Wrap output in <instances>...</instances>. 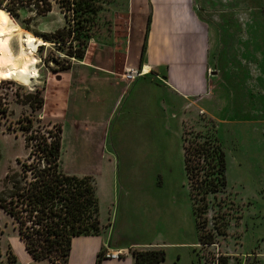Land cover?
Wrapping results in <instances>:
<instances>
[{"label": "rangeland", "instance_id": "1", "mask_svg": "<svg viewBox=\"0 0 264 264\" xmlns=\"http://www.w3.org/2000/svg\"><path fill=\"white\" fill-rule=\"evenodd\" d=\"M9 4V0H0L3 7ZM191 4L210 35L208 59L215 80L211 86L213 100H206V106L212 116L201 113L182 124L181 129L179 117L165 118L150 111L143 131L129 125L115 134L114 121L104 133L100 131L105 156L99 174L90 176L97 197V216L103 226L100 234L109 218L112 240L130 247L123 255L160 249L163 260L157 264H215L217 254L227 256V264H264V0H191ZM3 7L0 41L17 24L32 34L72 24L65 21L54 3L43 16L16 3V15L12 17ZM144 9V0H104L84 52L91 39H110L111 43L113 37L114 49L125 46ZM72 45L70 51L79 44L73 40ZM68 53L66 46H41L35 62L39 76L29 87L0 75L1 199H5L9 187L5 174L19 172L16 161H31L26 158L28 148L23 141L27 133L21 127L27 121L29 131L34 132L61 125V170L80 173L95 168L98 151L91 142L97 135L95 129L78 130L71 125V118L57 110L48 111L46 106L45 114L39 116L48 75L78 60ZM77 103L79 119H99L96 113L81 109V101ZM195 135L199 140H217L225 165L224 189L215 198L210 197L212 205L199 213L188 195L182 167L183 137L191 139ZM108 153L115 155L112 169L106 160ZM79 154L90 159L82 161ZM221 217L225 226L222 234H217L215 225H220ZM10 221L0 209V233ZM207 231L213 232L214 243L209 246L198 240ZM9 250L6 242H0V264H8ZM17 256L20 258L19 251Z\"/></svg>", "mask_w": 264, "mask_h": 264}, {"label": "crops", "instance_id": "2", "mask_svg": "<svg viewBox=\"0 0 264 264\" xmlns=\"http://www.w3.org/2000/svg\"><path fill=\"white\" fill-rule=\"evenodd\" d=\"M144 2V14L133 24L125 46L114 49L113 37L111 43L110 39H91L81 59L70 62L65 70L50 73L46 79L39 116L45 114L43 108L46 106L48 111L57 110L60 115L71 118V125L78 130L93 128L97 132L91 141L98 151L95 168L80 173L62 170L66 174L91 177L99 174L105 156L100 131L104 133L113 121L116 134L121 129H128L129 125L143 131L150 119V111L163 114L165 118L179 117L181 129L182 124H188L187 121L201 113L212 116L206 100H213L211 86L215 75L209 68L210 35L206 23L194 12L191 0ZM147 18L144 51L140 59ZM127 68H139L142 74L126 81L121 74ZM78 101L82 102L81 109L96 113L99 119L91 122L79 119L76 115ZM163 122L166 124V120ZM81 141L78 140L79 146ZM79 155L82 161L90 159ZM106 160L112 169L115 155L106 154ZM111 189L113 194V185ZM104 222L103 234L72 237L65 264H94L97 252L105 247L120 252L130 248L112 240L110 219ZM8 226L2 227L0 242H6L13 252V264H33L35 261L25 253L11 221ZM100 264H133V258L129 253L117 259H102Z\"/></svg>", "mask_w": 264, "mask_h": 264}, {"label": "trees", "instance_id": "3", "mask_svg": "<svg viewBox=\"0 0 264 264\" xmlns=\"http://www.w3.org/2000/svg\"><path fill=\"white\" fill-rule=\"evenodd\" d=\"M11 4L3 7L15 17L14 4L20 8H32L34 14L43 16L51 9V3L62 11L68 27L62 26L48 33H33L42 39L66 46L68 56L81 59L86 40L94 31L95 17L104 0H9ZM148 18L141 44L139 58L144 51V39ZM81 37L79 40L78 38ZM73 40L78 44L73 51ZM71 60L74 58H70ZM75 60V59H74ZM66 67L61 70L67 69ZM42 100V97H41ZM41 100L37 107H41ZM29 121L22 125L24 147L28 148L26 158L16 161L19 172L5 174L9 185L5 199L0 198V209L11 219L12 228L21 242L25 253L33 261H47L50 264H65L69 254L71 239L79 235H97L103 226L97 213L95 186L90 176H75L64 173L59 167L63 146L60 145L61 125L53 124L40 131H29ZM33 143L29 146V143ZM182 167L187 180L188 195L196 212H204L212 205L209 198L225 187L224 158L220 144L215 139L199 140L183 137ZM216 224V223H215ZM217 234H222L224 217L220 225H215ZM202 235H200L201 237ZM200 244H213V232L207 231ZM102 252H97L94 264H100ZM133 264H157L163 260L160 249L132 251ZM8 264L15 262L9 250ZM215 264H227V256L217 254Z\"/></svg>", "mask_w": 264, "mask_h": 264}, {"label": "bare ground", "instance_id": "4", "mask_svg": "<svg viewBox=\"0 0 264 264\" xmlns=\"http://www.w3.org/2000/svg\"><path fill=\"white\" fill-rule=\"evenodd\" d=\"M12 42L14 46L11 45ZM0 43V75L26 87L32 85L31 81H35L39 76L35 66L38 50L41 46L50 47L52 43L18 24L2 36Z\"/></svg>", "mask_w": 264, "mask_h": 264}, {"label": "built area", "instance_id": "5", "mask_svg": "<svg viewBox=\"0 0 264 264\" xmlns=\"http://www.w3.org/2000/svg\"><path fill=\"white\" fill-rule=\"evenodd\" d=\"M141 74H142V70L139 69V68H127V69H125L123 71V73L121 74V76L126 81H132L135 78H137L138 76H140ZM121 255H123V253L120 252L119 250L109 251L105 247V249L102 252V259H117Z\"/></svg>", "mask_w": 264, "mask_h": 264}, {"label": "water", "instance_id": "6", "mask_svg": "<svg viewBox=\"0 0 264 264\" xmlns=\"http://www.w3.org/2000/svg\"><path fill=\"white\" fill-rule=\"evenodd\" d=\"M54 45H57V44H54Z\"/></svg>", "mask_w": 264, "mask_h": 264}]
</instances>
